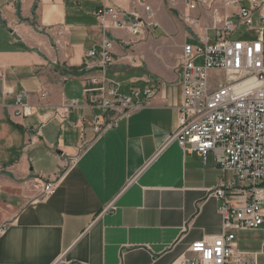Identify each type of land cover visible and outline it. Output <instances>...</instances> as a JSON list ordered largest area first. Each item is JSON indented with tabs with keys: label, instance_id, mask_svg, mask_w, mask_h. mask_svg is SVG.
Masks as SVG:
<instances>
[{
	"label": "crops",
	"instance_id": "0c3cea01",
	"mask_svg": "<svg viewBox=\"0 0 264 264\" xmlns=\"http://www.w3.org/2000/svg\"><path fill=\"white\" fill-rule=\"evenodd\" d=\"M182 2L0 0V264H179L194 242L223 235L212 195L220 170L169 140L183 103L177 57L192 35L165 8L184 20ZM145 6L156 26L140 36L107 33L112 64L100 67L95 13L114 7L131 19L145 17ZM93 49L98 55L87 57ZM112 85L124 96L156 93L95 132L94 118L111 113L92 99H111ZM22 92L34 108L25 119L14 115ZM72 101L65 120L55 119ZM48 182L54 193L35 199L33 186ZM234 252L264 264V225L236 232Z\"/></svg>",
	"mask_w": 264,
	"mask_h": 264
},
{
	"label": "built area",
	"instance_id": "2783aa9c",
	"mask_svg": "<svg viewBox=\"0 0 264 264\" xmlns=\"http://www.w3.org/2000/svg\"><path fill=\"white\" fill-rule=\"evenodd\" d=\"M184 1L188 11L184 21L191 30L192 42L186 43L177 57L183 103L179 128L169 140L184 151L198 154L205 163L211 158L212 165L220 170L212 195L219 203L224 233L194 242L179 264H245L234 252L235 233L264 225V0ZM144 12L145 17L133 14L131 19L114 7L95 13L103 36L100 67L112 64V43L105 37L107 33L122 29L140 36L145 26H156L150 7L145 6ZM242 29L244 33L235 38ZM97 55L93 49L87 57ZM4 82L0 74V84ZM90 82L99 83L96 79ZM99 90L103 92V86ZM107 93L111 99L102 97L98 103L97 97L92 99L104 113H111L102 121L94 118L95 132L114 127L119 118L142 106L141 96L150 100L156 90L134 89L124 96L112 85ZM12 94L11 89L2 91L3 97ZM46 96L42 92L41 100ZM76 105L77 101H72L57 110L54 118L65 120ZM14 111L16 117L24 119L34 114L26 92L15 97ZM33 190L35 199L50 196L55 183H36Z\"/></svg>",
	"mask_w": 264,
	"mask_h": 264
},
{
	"label": "rangeland",
	"instance_id": "374dc122",
	"mask_svg": "<svg viewBox=\"0 0 264 264\" xmlns=\"http://www.w3.org/2000/svg\"><path fill=\"white\" fill-rule=\"evenodd\" d=\"M157 1L160 2V0H157ZM166 1H167V7H171V8H178V7L180 8L183 4V2H182L183 0H170L169 2H168V0H166ZM171 4H173V5H171ZM165 10H166V13H168L171 17H176L182 23H184V20H182L183 18L181 17V14H180L181 11L178 13V12L171 10L170 8L169 9L165 8ZM243 33H244V30L242 29L241 32L235 36V38H239ZM248 38H254V36L249 35Z\"/></svg>",
	"mask_w": 264,
	"mask_h": 264
}]
</instances>
